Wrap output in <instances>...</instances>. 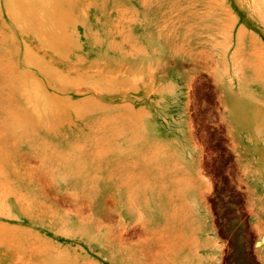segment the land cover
<instances>
[{
    "label": "rangeland",
    "instance_id": "374dc122",
    "mask_svg": "<svg viewBox=\"0 0 264 264\" xmlns=\"http://www.w3.org/2000/svg\"><path fill=\"white\" fill-rule=\"evenodd\" d=\"M0 264H264V0H0Z\"/></svg>",
    "mask_w": 264,
    "mask_h": 264
},
{
    "label": "bare ground",
    "instance_id": "6f19581e",
    "mask_svg": "<svg viewBox=\"0 0 264 264\" xmlns=\"http://www.w3.org/2000/svg\"><path fill=\"white\" fill-rule=\"evenodd\" d=\"M260 17H261V16H260ZM254 18H255V17H254ZM262 21H263V19H262ZM262 52H263V51H262ZM121 145H122V144H121ZM112 162H113V161H112ZM134 163H135V162H134ZM148 188H149V187H148ZM130 191H131V190H130ZM130 200H131V199H130ZM97 227H98V226H97ZM98 229H99V228H98ZM123 229H124V228H123ZM121 231H122V230H121ZM123 231H124V230H123ZM120 233L123 234L122 232H120ZM121 234L118 235V238H119V237H122V236H120ZM120 239H121V238H120Z\"/></svg>",
    "mask_w": 264,
    "mask_h": 264
}]
</instances>
